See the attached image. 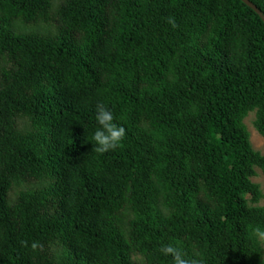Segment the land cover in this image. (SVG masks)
I'll return each mask as SVG.
<instances>
[{
  "label": "trees",
  "instance_id": "trees-1",
  "mask_svg": "<svg viewBox=\"0 0 264 264\" xmlns=\"http://www.w3.org/2000/svg\"><path fill=\"white\" fill-rule=\"evenodd\" d=\"M97 104L126 130L103 154ZM252 112L264 138L241 0H0V264H264Z\"/></svg>",
  "mask_w": 264,
  "mask_h": 264
},
{
  "label": "clouds",
  "instance_id": "clouds-1",
  "mask_svg": "<svg viewBox=\"0 0 264 264\" xmlns=\"http://www.w3.org/2000/svg\"><path fill=\"white\" fill-rule=\"evenodd\" d=\"M96 129L92 133L94 142L93 150L98 154L106 153L120 146L126 135L122 125L114 122V116L110 109L103 104H97L95 110ZM253 236L264 238V226H255L252 229ZM33 247H36L34 244ZM164 256H170L172 264H199L195 259H190L178 248L172 245H163L160 249Z\"/></svg>",
  "mask_w": 264,
  "mask_h": 264
},
{
  "label": "rangeland",
  "instance_id": "rangeland-1",
  "mask_svg": "<svg viewBox=\"0 0 264 264\" xmlns=\"http://www.w3.org/2000/svg\"><path fill=\"white\" fill-rule=\"evenodd\" d=\"M255 117H256L255 112L250 113L248 117L244 120V124L250 135V142L252 148L255 151L260 152L261 154L264 155V138H262L255 129L254 126ZM256 173L257 175L254 178H252V181L261 187V190L264 194V175L259 169H256ZM259 206L264 207V199L260 201Z\"/></svg>",
  "mask_w": 264,
  "mask_h": 264
},
{
  "label": "water",
  "instance_id": "water-1",
  "mask_svg": "<svg viewBox=\"0 0 264 264\" xmlns=\"http://www.w3.org/2000/svg\"><path fill=\"white\" fill-rule=\"evenodd\" d=\"M245 5H247L249 8H251L264 22V15L261 13L259 9H257L256 6H254L249 0H241Z\"/></svg>",
  "mask_w": 264,
  "mask_h": 264
}]
</instances>
